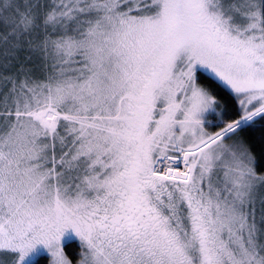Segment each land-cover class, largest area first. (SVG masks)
Masks as SVG:
<instances>
[{
    "label": "snow or ice",
    "instance_id": "obj_1",
    "mask_svg": "<svg viewBox=\"0 0 264 264\" xmlns=\"http://www.w3.org/2000/svg\"><path fill=\"white\" fill-rule=\"evenodd\" d=\"M36 257L264 264V0H0V264Z\"/></svg>",
    "mask_w": 264,
    "mask_h": 264
},
{
    "label": "trees",
    "instance_id": "obj_2",
    "mask_svg": "<svg viewBox=\"0 0 264 264\" xmlns=\"http://www.w3.org/2000/svg\"><path fill=\"white\" fill-rule=\"evenodd\" d=\"M261 137H262V132L260 130H257L253 134V140L255 142L256 150L257 152L260 150L261 147ZM68 252L70 255L75 256L76 253L79 251V245H77L74 241H68ZM34 264H45L44 260L42 257H36L34 260Z\"/></svg>",
    "mask_w": 264,
    "mask_h": 264
},
{
    "label": "rangeland",
    "instance_id": "obj_3",
    "mask_svg": "<svg viewBox=\"0 0 264 264\" xmlns=\"http://www.w3.org/2000/svg\"><path fill=\"white\" fill-rule=\"evenodd\" d=\"M69 241H74L77 245H79V242L78 241H75V240H69ZM68 242V241H67ZM66 242V243H67ZM36 258H34V260H35Z\"/></svg>",
    "mask_w": 264,
    "mask_h": 264
}]
</instances>
